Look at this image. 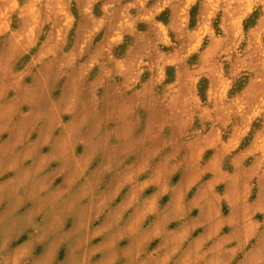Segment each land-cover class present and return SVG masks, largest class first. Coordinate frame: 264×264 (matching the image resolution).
<instances>
[{
    "label": "rangeland",
    "instance_id": "obj_1",
    "mask_svg": "<svg viewBox=\"0 0 264 264\" xmlns=\"http://www.w3.org/2000/svg\"><path fill=\"white\" fill-rule=\"evenodd\" d=\"M93 108L124 141L94 163L65 124ZM0 248L264 264V0H0Z\"/></svg>",
    "mask_w": 264,
    "mask_h": 264
},
{
    "label": "clouds",
    "instance_id": "obj_2",
    "mask_svg": "<svg viewBox=\"0 0 264 264\" xmlns=\"http://www.w3.org/2000/svg\"><path fill=\"white\" fill-rule=\"evenodd\" d=\"M122 103L134 107L136 103L134 91L126 94L125 97L122 98ZM138 110L139 109H136L131 116L133 121L139 117ZM109 111H111V108L107 110V112ZM106 113L101 114V110L97 111L95 108H93L91 112L73 111L65 113L72 116V119H70L67 123H64L69 125V129L72 131L71 142L74 145V148L77 149L78 146H83V152L81 154L78 155L77 152H75L77 158L90 154L92 149L95 148L96 152L92 162L94 163L97 160L100 162L102 159H106L107 155L112 152L114 146L119 148L124 143L115 131V129L122 127V124H119L116 120H106ZM138 131L139 125L131 137V140H139V135H137ZM54 135H67L64 126H58L54 131ZM139 147L140 146L137 145V149ZM135 155V151L129 154L125 163H133ZM42 222L43 221L41 220V223ZM39 231L40 225L38 224L36 232L32 231L33 235L29 239L35 240L39 235ZM21 235H23V233ZM37 258L38 257L34 255L33 251L32 257L29 258L30 264L31 261H34ZM0 264H15L11 251L5 253L3 248H0Z\"/></svg>",
    "mask_w": 264,
    "mask_h": 264
}]
</instances>
